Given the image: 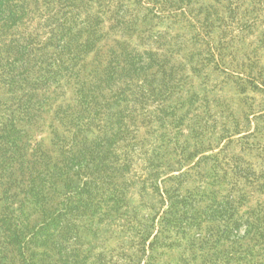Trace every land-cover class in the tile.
<instances>
[{"label": "trees", "instance_id": "16d2710c", "mask_svg": "<svg viewBox=\"0 0 264 264\" xmlns=\"http://www.w3.org/2000/svg\"><path fill=\"white\" fill-rule=\"evenodd\" d=\"M251 92L264 0H0V264H264Z\"/></svg>", "mask_w": 264, "mask_h": 264}, {"label": "rangeland", "instance_id": "374dc122", "mask_svg": "<svg viewBox=\"0 0 264 264\" xmlns=\"http://www.w3.org/2000/svg\"><path fill=\"white\" fill-rule=\"evenodd\" d=\"M147 24L150 25V27L154 30V31H160V30H165V24H161V23H157V22H151V21H147ZM154 25V26H153ZM143 29H145V26H142ZM171 34H174L173 32ZM253 94V96H255L260 102L264 103V92L260 93V94H254L253 92H251ZM250 94V93H249ZM242 97V96H240ZM259 102V103H260ZM22 123V122H21ZM19 123V125H24ZM47 125H49V122L47 123ZM44 128V129H43ZM43 131L38 135L37 139L39 141H42V143H44L46 145V147H51V133H50V129L48 127L45 128V126L43 127ZM4 206L3 202H0V209H2V207ZM38 217L37 216H33L31 219V226L35 225V223L37 222ZM115 242L111 241V245H114ZM179 257V250L177 248H174V251L172 252L171 250L168 251L167 255L163 258V259H167V258H172V259H177Z\"/></svg>", "mask_w": 264, "mask_h": 264}]
</instances>
